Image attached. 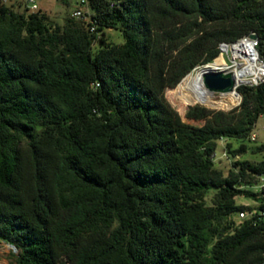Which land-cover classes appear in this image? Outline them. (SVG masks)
<instances>
[{
  "label": "trees",
  "instance_id": "obj_1",
  "mask_svg": "<svg viewBox=\"0 0 264 264\" xmlns=\"http://www.w3.org/2000/svg\"><path fill=\"white\" fill-rule=\"evenodd\" d=\"M88 1L90 20L63 26L0 1V241L14 264H264V158H243L264 151L249 145L264 83L240 86L228 113L174 92L200 126L165 97L222 42L256 34L264 59V0Z\"/></svg>",
  "mask_w": 264,
  "mask_h": 264
},
{
  "label": "rangeland",
  "instance_id": "obj_2",
  "mask_svg": "<svg viewBox=\"0 0 264 264\" xmlns=\"http://www.w3.org/2000/svg\"><path fill=\"white\" fill-rule=\"evenodd\" d=\"M66 1L67 2L63 0H36V4L48 16L50 22L53 25L63 26L66 23L67 18L73 17V12L80 6V0H66ZM8 4H14L15 10L19 12H23L25 10V7L29 3H28V0H8ZM75 20H77V22L81 21L79 18H76ZM107 34L116 43H121L123 41L120 33L117 31H108ZM218 62H223L225 67L227 66L225 59L221 55L216 61L211 62V64H215ZM201 69L202 68L198 66L196 67V69L193 70L194 74L191 77V82L193 83V85L195 84L197 80V74L201 71ZM190 76L191 74L183 78L182 81L176 86L174 91H172V89H167L165 92V97L167 101L180 114V116L186 123L190 125H194V126L202 125L201 121H195V120L186 118V113L188 112L189 108L192 106L183 108V106L177 99L174 92H176L179 95V98L182 101L183 105L196 104V105L203 106L212 111H222V112L228 113V112H231L232 110H235L240 105L242 101V97L240 98L241 101L235 107L229 106L224 109L215 108V107L210 106L209 101H206L205 103L187 102L185 100V96L187 94V84H184V82L186 80L189 81ZM212 98L210 99L212 100L211 102H217L223 98V95L220 93H214V96ZM253 133H256L257 138H256V141L249 142V145L252 147L264 145V115L259 117L257 124L253 130ZM226 142H227L226 140L219 142L218 147L216 149L217 159L215 160L216 166L220 168L221 170H223L225 173L228 172V170L232 167V164L234 162L233 157H231L229 154L227 157L223 156V152L226 150ZM234 144L237 146L236 142H234ZM243 158L248 159L250 161H259L262 158H264V151L258 155H253L252 153L248 152L246 155L243 156ZM237 202L243 205H253V206L257 205L256 201L250 198H246L244 196L239 197L237 199ZM247 216L248 214L246 213L244 218H247ZM17 254H18V251L16 249L12 248L9 244L0 241V264H14L15 257Z\"/></svg>",
  "mask_w": 264,
  "mask_h": 264
},
{
  "label": "built area",
  "instance_id": "obj_3",
  "mask_svg": "<svg viewBox=\"0 0 264 264\" xmlns=\"http://www.w3.org/2000/svg\"><path fill=\"white\" fill-rule=\"evenodd\" d=\"M1 3H7L8 0H0ZM88 0H80V6L73 12V17L83 19L85 21L90 20V10L88 7ZM28 7L30 11L36 12L40 7L36 4V0H28ZM86 8V9H85ZM96 24L92 22L90 30L92 32L96 31ZM253 34V33H252ZM243 40H248L250 47L253 51V54L251 55L250 51L248 49H245L240 52L239 56L235 55L233 53L232 47H234L236 44L240 43ZM258 38L256 39H251L249 35H246L237 41L234 42H222L219 44V55L223 56V58L226 61V64L228 66V69H222V68H217L216 70L220 71H226V72H232L234 71V63H239L241 65V68L239 67V71L244 70V71H249L252 70L249 75L243 77V81L238 84L237 89L240 86H250V87H256L259 86L260 84L264 83V59L260 56L258 52ZM218 55V56H219ZM209 64V63H208ZM201 65L199 67L206 66ZM237 95L241 98L240 94L237 93ZM241 99L239 100V102ZM257 135L256 133L251 134V141H256ZM224 139H221L220 141H223ZM223 156L227 157L228 153L225 150L223 152ZM215 160L216 154H214ZM257 189L262 190L264 189V176L260 177V181L258 185L256 186ZM246 212L241 211L239 213V218L244 219Z\"/></svg>",
  "mask_w": 264,
  "mask_h": 264
},
{
  "label": "bare ground",
  "instance_id": "obj_4",
  "mask_svg": "<svg viewBox=\"0 0 264 264\" xmlns=\"http://www.w3.org/2000/svg\"><path fill=\"white\" fill-rule=\"evenodd\" d=\"M248 49L251 53L253 54V51L250 47V44L248 40H243L240 43L236 44L234 47H232L233 53L237 56H239L240 52ZM234 71L232 73L234 74L235 80L237 84H240L243 81V77L249 75L252 70L249 71H244L241 70L239 71V67L241 68V65L239 63H234ZM201 71L197 74V80L195 84L191 82V77L194 74V71L191 72V76L189 81H185L184 84H187V94L185 96V100L187 102H197V103H205L206 101L210 102V106L215 107V108H220L224 109L229 106L235 107L240 100V97L237 95L235 92H230V93H221L223 95V98L220 101L217 102H211L210 100L213 96L214 93L209 91L205 84H204V73L214 71L217 68H222V69H228V67L223 64V62H218L215 64L209 63L206 66L201 67ZM189 75V74H188ZM213 99V98H212Z\"/></svg>",
  "mask_w": 264,
  "mask_h": 264
},
{
  "label": "water",
  "instance_id": "obj_5",
  "mask_svg": "<svg viewBox=\"0 0 264 264\" xmlns=\"http://www.w3.org/2000/svg\"><path fill=\"white\" fill-rule=\"evenodd\" d=\"M251 39H256V34H249ZM196 69V68H195ZM204 84L206 88L213 93H238L234 74L232 72L214 70L204 73ZM12 248L16 249L12 244Z\"/></svg>",
  "mask_w": 264,
  "mask_h": 264
}]
</instances>
